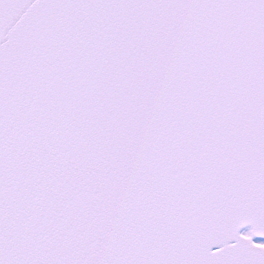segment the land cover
I'll return each instance as SVG.
<instances>
[{
  "label": "snow or ice",
  "instance_id": "obj_1",
  "mask_svg": "<svg viewBox=\"0 0 264 264\" xmlns=\"http://www.w3.org/2000/svg\"><path fill=\"white\" fill-rule=\"evenodd\" d=\"M0 264H264V0H0Z\"/></svg>",
  "mask_w": 264,
  "mask_h": 264
}]
</instances>
